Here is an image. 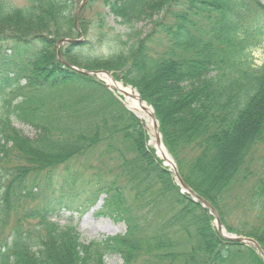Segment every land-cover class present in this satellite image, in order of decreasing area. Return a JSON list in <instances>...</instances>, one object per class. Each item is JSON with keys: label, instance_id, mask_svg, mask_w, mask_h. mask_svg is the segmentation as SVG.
<instances>
[{"label": "trees", "instance_id": "1", "mask_svg": "<svg viewBox=\"0 0 264 264\" xmlns=\"http://www.w3.org/2000/svg\"><path fill=\"white\" fill-rule=\"evenodd\" d=\"M77 3L0 0V264H105L109 255L264 264L251 245L217 234L147 145L138 117L58 60L57 42L77 37ZM82 12L84 41L62 46L63 60L132 86L182 181L228 232L264 252V63L252 57L264 42V0H89ZM144 21L151 33L136 29ZM103 46L108 58L85 56ZM99 201L98 214L122 223L123 235L83 243L75 225L50 219Z\"/></svg>", "mask_w": 264, "mask_h": 264}, {"label": "rangeland", "instance_id": "2", "mask_svg": "<svg viewBox=\"0 0 264 264\" xmlns=\"http://www.w3.org/2000/svg\"><path fill=\"white\" fill-rule=\"evenodd\" d=\"M82 2V0H78V3L76 4V7ZM96 4L99 7V1L96 2ZM83 10V9H82ZM82 16L86 17V15H84L83 12H81ZM87 14V12H86ZM108 24L111 27V29L113 30L114 33H119V31H124V27L117 22L116 20L112 19V17H108ZM149 28V26H147V21L141 22L140 24H138L136 26V29H138L139 31H141L140 29H143L145 31H147ZM147 33H151L150 30L147 31L145 34ZM83 34V33H82ZM83 40H84V36H83ZM162 46L159 47V49H161ZM159 49H157L158 51H160ZM111 54V52H107L106 51V47L103 46L100 49H98V51L96 52H87L85 56H94V57H100L102 59L108 58L109 55ZM252 57L254 58V64L256 66H260L263 65L264 63V42L262 44V48L257 49L255 51H253L252 53ZM75 67V66H74ZM97 78L100 79H104L105 78L102 75L97 76ZM114 80L124 86L130 87L132 91H135L137 93V91L130 85L128 84H124L122 80H116L114 78ZM169 85H165L164 87H162L161 92L163 94H167ZM113 96H117L115 94V92H110ZM138 94V93H137ZM118 98L120 96H117ZM170 94H167L166 99H165V103L169 102L171 103L172 99L169 98ZM121 101L123 102V104L126 106L123 97H120ZM145 106H149L145 103ZM127 107V106H126ZM125 107V108H126ZM172 107V105L170 106ZM128 108V107H127ZM173 109L171 108V111ZM133 115H135L136 117H138V119L140 120V122L143 125L144 130L147 131V137H148V141H147V145L150 146L151 148H154L155 146V138H154V131H153V127H152V123L151 120L148 116H142L140 113H136L135 111H130ZM172 114H176L175 111H172ZM178 126H181V123L178 122L177 124ZM16 127L21 130L22 133L28 135V136H33L34 132L32 131V129L30 127H28L27 125L23 126L20 124H16ZM155 150V149H154ZM170 155V154H169ZM159 159V158H157ZM160 160V159H159ZM163 161V160H161ZM165 165V163L163 162V166ZM165 167V166H164ZM170 169V168H168ZM101 201H99L98 203H96L94 205L93 208H91L90 210L87 211H83V213L81 214H77L75 212L69 213L66 212L64 210H61L57 213H54L50 216V219L52 221L57 222L59 225H66L68 223H70L71 225H75V228L77 229L78 233H79V237L80 240H82V242L84 243H89L91 241H100V240H104L106 239V237H114L117 235H123L125 233L126 227H124V225L118 221H115L113 219L112 216L110 215H100L98 214V210H100L101 208ZM214 223V221H213ZM222 228L224 230V234H233L228 232L222 225ZM235 235V234H233ZM105 264H123V260H121V258L115 255H109L107 256L105 259ZM241 264V263H239Z\"/></svg>", "mask_w": 264, "mask_h": 264}, {"label": "water", "instance_id": "3", "mask_svg": "<svg viewBox=\"0 0 264 264\" xmlns=\"http://www.w3.org/2000/svg\"><path fill=\"white\" fill-rule=\"evenodd\" d=\"M87 1L88 0H82V2L76 8V12H75V17H74L75 24H74V27L76 29V32H78L79 38L76 39V40L75 39H65V40H60V41L57 42L58 45H57L56 55L58 57V60L65 67H69V68H71V69H73L75 71H77L78 69H75L72 65H69L67 62L65 63L63 61L62 56L59 53V49L65 43L76 45V44H79V43L82 42L83 37H82V33L79 31L78 17H79L80 12L82 11L81 9L85 6ZM78 71L81 72L84 75H88V74L103 75V76H105V77H107L109 79L111 78L114 81L112 74H109L108 72H105V71H99V72H86V71H83V70H78ZM105 86L107 88H109V85L105 84ZM136 95H137V93H136ZM137 100H138L139 104H141V105L144 104L142 102L141 98L139 97V95H137ZM148 108L150 109V112L148 111ZM141 111L144 112V113L146 112L147 116H149V118L151 120L153 131H154L155 148L157 149V147L162 145V140L160 138V133H159V127L157 125V120H156L155 116L153 115V110L150 107L141 106ZM170 166H171V169L173 170V172L175 174V178H176V181L178 182L179 187L182 189V192H186L192 198L193 201L201 203L202 207L206 208L210 212L211 216L214 219V223H216L217 233L222 238H224L225 240H228V241H231V242H234V243H243V244H247V245H249V244L252 245L255 248L257 254H259L264 260V252H263L262 248L253 239H251V238L248 239V238L242 237V236H238L237 237L235 235H227L226 236L225 234H223L224 230L222 228L221 223L219 222V218H218L217 212L214 211V209L211 207V205L208 202H206L204 199H201L194 191H191L189 189V187L184 183V181L181 180V178H180V176L178 174V171L175 168V165H174L173 161L170 162Z\"/></svg>", "mask_w": 264, "mask_h": 264}, {"label": "bare ground", "instance_id": "4", "mask_svg": "<svg viewBox=\"0 0 264 264\" xmlns=\"http://www.w3.org/2000/svg\"><path fill=\"white\" fill-rule=\"evenodd\" d=\"M106 83L110 86V88L115 92L117 96L123 97L126 106H128L131 111L140 113L142 116H147L146 112L144 113L141 111V106H145V104L141 105L138 103L135 91H132L130 87L114 82L111 78H106ZM148 111L150 112L149 108ZM156 154L158 155V157L164 160L167 166L170 165V156L162 145L157 147Z\"/></svg>", "mask_w": 264, "mask_h": 264}]
</instances>
